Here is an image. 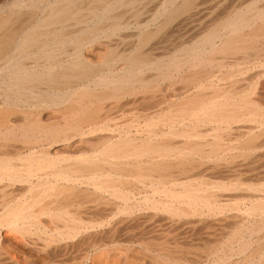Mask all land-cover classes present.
<instances>
[{
    "label": "bare ground",
    "instance_id": "obj_1",
    "mask_svg": "<svg viewBox=\"0 0 264 264\" xmlns=\"http://www.w3.org/2000/svg\"><path fill=\"white\" fill-rule=\"evenodd\" d=\"M227 2L228 0H0V228L11 227L32 235V227H36L42 230L39 233L41 237L42 233H45L43 235L53 236L54 239H72L80 234L91 233L96 227L107 226L110 221L95 217L94 210L97 207L112 204L111 208L121 211V214H118L127 215L128 212H123L127 210L125 208H130L129 204L142 193H145L142 197L143 205L138 203L143 206L140 208H144L141 210L146 212L147 208H152L154 211L159 206L163 207L170 214V218H173L170 220L168 216L166 221L174 220L181 213L187 214L186 216L193 212L194 215L197 212L201 214V207L209 208L208 211H216L219 208L222 212V208L214 204L223 197L219 188L224 181L220 183L212 181L213 178L206 179L209 171L207 174L197 173V165L205 160L202 158H208L206 160L212 163V160L218 161L228 157L222 154L227 153L229 158H233L230 155L235 156L237 151L244 153L257 149L259 145L255 143L261 136L254 130L262 125L264 127V102L261 105L252 99L255 94L253 97L248 94L251 88L247 90L248 82L245 78L241 79L248 73L244 74L245 71L240 66L237 67L238 74H244L241 78L235 77L237 70L233 71L235 74H224L225 71H221L224 75L216 77V80L225 79L224 82L229 80L228 87L207 84L209 77L214 76V67L226 68L241 63L244 67V63L256 64L255 60L264 59V0H234L229 4ZM219 7H222L221 11L218 10ZM156 23L158 24L154 29L150 28ZM125 29H130L131 32L114 37L117 32ZM221 30H225L227 34L222 33L224 36L222 35L221 41L216 44ZM159 33L161 35H158ZM100 37H104V41L98 43ZM93 43L94 46L97 43L105 46L94 47ZM180 48L181 52L185 51L187 55L186 58L181 57L183 61L178 60L179 51L175 52ZM181 52L179 54L182 55ZM148 72L150 75L147 76ZM261 72L264 73L260 71V74ZM261 79L257 77L256 85ZM176 80L180 82L179 88L175 87L178 84ZM152 81L167 82L166 88L154 91L151 88ZM158 86L157 88H160ZM138 96H148L150 100L157 98V102L152 103V108L147 105L148 109H151L147 110L146 114L143 113V120L138 119V124L133 125L136 117L140 116L139 113L137 116L130 114L134 113L131 105L133 106ZM125 97L127 100L132 97V101L123 103L122 99ZM63 102L66 104L61 109V106L57 105ZM55 106L58 109H54ZM126 106L131 107L128 115L132 118H128L124 124L121 120L122 125L119 126L117 120L127 113ZM111 122L117 123V132L112 131L114 127L110 128ZM250 122L253 124L247 125L243 131L238 126L240 131L237 129V133L232 132L233 123ZM251 156L253 158L254 154ZM197 157L201 161L196 160ZM194 160L196 164L193 163ZM239 165L241 164L235 165L234 168H225L227 177L230 181L235 180V184L239 182L240 176L248 175L247 170L243 172ZM255 170L264 173V169H261L262 172L258 168L253 169ZM139 178L141 180H136ZM180 179L183 182H178ZM242 183L237 190L247 185L245 181V185ZM258 183L259 181L257 185ZM236 186L232 185V189H236ZM256 187L255 190H260L259 193L264 188ZM225 188L229 186L226 185ZM149 191L154 193V197L146 194ZM162 192L166 199L161 197ZM155 194L160 198L157 196L159 199H156ZM262 197L256 198L259 200L253 201V205L249 203L254 213L255 210L264 213ZM231 199L233 202L238 201L236 198V201ZM243 201H239V204L242 205ZM221 203L220 205H223ZM236 206L234 208H237ZM241 212L243 215V211ZM250 212L253 213L252 210ZM205 213L202 211L201 215ZM112 216L114 220L118 217L115 213ZM243 217L239 220L242 224ZM247 217L248 215L245 218ZM261 217L257 220V225L252 226V231L264 227V217ZM148 218L146 221L154 220ZM241 226L240 228L244 229ZM108 227L110 230V226ZM240 228H237V232L233 229L234 233L228 237L227 233L224 234L227 237L224 243L223 240L218 241L223 243L224 251L231 252L232 244H235L232 241L238 238L240 241L237 253L249 252L246 251L249 241L241 238L244 236L243 232L246 233L250 228L245 227L244 231ZM14 231L16 233V230ZM36 232L38 235V231ZM15 233H7L2 237L4 241L1 240L8 244L1 245L11 252L8 253L11 255V261H15V264L51 263V256L45 255V247L38 246L36 240L28 241ZM33 235L38 238L35 233ZM116 239V243L103 239L88 242L84 239L88 242L84 245L85 252L77 255L75 260L73 258L71 263L123 264L121 260L126 258L125 253L131 248L136 251L137 248L128 245L124 250L121 248L124 245ZM38 241L39 239L37 243ZM170 242L143 241L138 243L141 245L138 247L151 253L150 264H188L187 261L190 263L187 258L192 246H187L191 250L189 251L186 247ZM255 242L257 244V241H254V246ZM57 243L61 245L62 242ZM119 244L123 246L120 247ZM135 251V254L141 255ZM222 253L224 255L225 252ZM217 255L219 256V250ZM218 256L216 257L219 258ZM251 257L245 256L240 263L237 261L239 264H264V258H258V262L253 263L254 258L252 260ZM62 262L65 263L66 260Z\"/></svg>",
    "mask_w": 264,
    "mask_h": 264
},
{
    "label": "rangeland",
    "instance_id": "obj_2",
    "mask_svg": "<svg viewBox=\"0 0 264 264\" xmlns=\"http://www.w3.org/2000/svg\"><path fill=\"white\" fill-rule=\"evenodd\" d=\"M234 1V0H233ZM232 0H228V2H227V4H229V3H231V2H233ZM218 10H222V7H219L218 8ZM219 13V12H218ZM157 24L158 23H156V24H154V26L152 25H150L151 27L150 28H152V29H154L156 26H157ZM133 28V27H132ZM169 29V28H168ZM170 30V29H169ZM121 32V33H120ZM131 31H130V29L128 30V29H125V30H122V31H119V32H117L115 35H114V37H120L121 36V34L122 35H124V34H126V33H130ZM168 32V31H167ZM118 33H120V34H118ZM124 33V34H123ZM161 33V32H160ZM158 34V35H161V34ZM221 33V34H220ZM226 35L227 34V32H225V30H221L220 32H219V39L217 38V41H216V44H217V42H220L221 41V37H223L224 35ZM223 35V36H222ZM102 38V39H101ZM156 38V37H155ZM154 38V39H155ZM104 39V37H100L99 38V41H98V43L99 42H101V41H104L103 40ZM158 39V38H157ZM156 39V40H157ZM220 40V41H219ZM97 42V41H96ZM95 42V43H96ZM170 42H172V40L170 41ZM96 44V46H94L95 44L93 43V46L94 47H98L99 45L101 46H105L104 44ZM108 43V42H107ZM218 44H220V43H218ZM89 45V44H88ZM87 45V46H88ZM101 46V47H102ZM87 48V47H86ZM208 50V49H207ZM177 51H179V52H181L182 51V48H180V49H178V50H176L175 52L177 53ZM179 52L177 53V55L179 56L178 58V60H180V59H182V58H186V53H185V51L184 52H181L182 53V55L181 54H179ZM185 56V57H184ZM182 57V58H181ZM184 59H182L181 61H183ZM181 61H179V62H181ZM262 61H263V63H264V59H257V61L255 60L254 62H256V64H255V66H254V64H253V62H251L249 65L248 64H246V63H244V65H246V66H244L247 70H249L250 68H252V69H250L249 71H247L246 69H244V67H243V63H241V65H238V66H229V67H224L225 68V70H224V68L223 67H214L213 68V71H212V74L214 73V76H210L209 77V79H208V81H207V84H209L210 86H213L214 85V87H221V86H226V87H228L229 85H230V81L229 80H226L225 82H224V80L225 79H219V78H217V80H216V77L218 76V77H221L222 76V74L223 73H221V71L223 72V71H225L224 72V74L226 73V74H229V73H234L236 70V74H235V77L236 78H241V76H242V74L240 75V74H238V68H239V66L243 69V71H245L244 72V74L245 73H248V75L247 74H245V76H243L241 79H244L245 78V81L246 82H248V84L246 85L247 87H249V88H247V90H249L250 88V90L251 91H248V94L250 93L251 94V96L250 97H253L252 95L253 94H255L254 95V97L252 98V99H255V101H257L258 103H260L261 105H262V102H264V77H263V72H261V74H260V71H264V64L262 63ZM259 62H261L260 64H259ZM253 64V66L255 67H253V66H251ZM256 66H258V67H256ZM260 66H263V68L261 67L260 68ZM238 67V68H237ZM217 68H219L220 70H218ZM249 68V69H248ZM254 68V69H253ZM222 69V70H221ZM218 70V71H217ZM252 70V71H251ZM255 70H257V71H255ZM186 71H188V69L186 70ZM192 71V70H191ZM232 71V72H231ZM234 71V72H233ZM251 71V72H250ZM189 72V71H188ZM217 72V73H216ZM253 72V73H252ZM221 73V74H220ZM211 74V75H212ZM216 74V75H215ZM219 74V75H218ZM223 74V75H224ZM238 74V75H237ZM243 74V75H244ZM255 74H256V76H255ZM146 75L148 76V75H150L149 74V72L148 73H146ZM237 75V76H236ZM239 76V77H238ZM249 76V77H248ZM213 77H215V79H213ZM250 77L252 78V79H250ZM257 77H258V79H260V78H262L260 81H257L258 83H257V85H256V80H257ZM260 77V78H259ZM178 79V78H177ZM213 79V80H212ZM249 80V81H248ZM158 81V80H157ZM177 81V80H176ZM211 81H214V82H211ZM223 83H222V82ZM153 82V87L151 86V88H153V90L154 91H159V90H161V89H165L166 88V83L167 82H163L162 83V81H159V83L158 82H156V81H152ZM178 82V84H176L175 85V87L177 88H179V81H177ZM219 82V83H218ZM221 82V83H220ZM250 82V83H249ZM252 82H253V85H252ZM260 82V83H259ZM263 82V83H262ZM156 83H158V85L156 84ZM226 83V84H225ZM163 84V85H162ZM212 84V85H211ZM216 84V85H215ZM220 84V85H219ZM222 84V85H221ZM224 84V85H223ZM158 87H160V88H157V86ZM252 87H251V86ZM165 86V87H164ZM255 87V88H254ZM258 87V88H257ZM257 88V89H256ZM139 90H140V88H139ZM257 90V91H256ZM253 91V92H252ZM249 94V95H250ZM258 95V97H257V95ZM261 96V97H260ZM138 97H139V99H138ZM137 97V99L135 100L136 102L133 104V106L131 105V107H132V112L134 111V113L132 114L130 111H131V107H127L126 108V110H125V112L127 111V113H125V115H124V117H122L121 119H119V120H117V123H118V125L120 126V125H122L121 123H125L127 120H128V118L129 119H131L132 118V116L134 115V116H137V115H139L140 114V116H139V118L138 117H136V120L132 123L133 125H136V124H138V119H140V120H143L141 117H142V115L144 116V114H146L148 111L147 110H150L153 106H151L152 105V103H156L157 102V98H154V100H153V98H151V100H150V98L148 97V96H146V98H142L141 96H138ZM130 99H128L127 100V98L125 97V99L123 98L122 99V101H123V103H127V102H131L132 101V97H129ZM149 98V99H148ZM125 100V101H124ZM127 100V101H126ZM147 100V101H146ZM146 101V102H145ZM147 102H149L148 104H147ZM139 103H141V104H139ZM144 103V104H143ZM65 104L66 103H62L61 105H57V106H61L60 108L62 109L64 106H65ZM129 104H131V103H129ZM150 104V105H149ZM64 105V106H63ZM138 106V108H137V106ZM143 105H145V107L143 106ZM151 107L150 109H148L149 107ZM264 105V104H263ZM57 106H55L54 107V109H58V107ZM140 106H141V108L143 109H141L140 108ZM146 106H147V108H146ZM145 109H144V108ZM59 108V109H60ZM135 108V109H134ZM128 109V110H127ZM139 109H141V110H139ZM141 111V112H140ZM130 112V114L132 115L131 117H130V114L128 115V113ZM137 112V113H136ZM146 112V113H145ZM139 113V114H138ZM144 113V114H143ZM137 114V115H136ZM128 115V116H127ZM121 120H123V121H121ZM120 121H121V123H120ZM117 123L116 122H111V124H110V128H112V127H114L113 128V132H117L116 130H117V128H118V126H117ZM254 123H259V122H254ZM237 124V125H236ZM245 124V125H244ZM251 124H253V123H249V124H246V123H233V125H232V127H233V129H232V132H234V133H237V129H238V131H240L241 130V128H242V131L244 130V128H246V126L247 125H251ZM115 126H117V127H115ZM240 127V130H239V127ZM242 126V127H241ZM236 127V128H235ZM248 127V126H247ZM261 127V126H260ZM260 127H258V129H255L254 131L257 133V134H260V138H258V140H256V145L258 146L259 145V147H257V149H252V150H247V151H245V152H247V154L244 152V153H241V152H239V151H237L236 152V155L234 156V155H230V156H233V158H229V155L226 153V154H222V156H226L228 159H230V160H228L227 158H221L220 160H218V161H216V160H212L213 162L211 163V162H209V160H206V159H208V158H202L204 161H202V163H205V161H206V163L205 164H203L202 165V163H200V158H196V160L198 159V160H200L199 161V163H197V164H199V165H197V166H199L198 168H197V170L199 169V171H197V173L199 172H204V173H206L207 174V172H208V174H209V176L208 175H206L207 177H206V179L209 177V179L211 180L212 178H213V180L212 181H218V182H222V181H224L223 183H219L220 185H222L220 188H219V193L220 194H222L223 193V197L221 198L220 197V201L221 202H224L225 204H223V203H221L220 201H218V202H215V204H214V206H219V207H221L222 208V212H224V213H222L220 210L221 209H219L218 207H216V211H208L209 210V208H207V207H201L200 209H202V210H199V211H201V214H202V211L205 213L204 215H201L199 212H197L195 215L193 214V216L191 217V213H188V215L189 216H186L185 215V213L183 214V213H181L180 214V216H178L177 218H174V220H172V221H170L171 219H173V218H170V214L168 213V211H166L163 207L161 208L160 206H159V208L158 209H154V211H153V209L152 208H147V210H146V212L144 211V210H141V209H144V208H140V207H143L142 205H143V196L145 195V193H144V195H142V194H138V196L136 197V200H133L132 202H131V204H129V206H130V208H129V210H128V208H125V209H127V210H125V211H123L124 213H127V215L126 214H123V215H120L121 214V211H119L118 209L116 210V209H114V207L113 208H111L112 207V204H111V206H110V204H109V206L108 205H106V204H103V205H101V206H99V207H97L95 210H94V215H96L95 217L97 218V219H100V218H104V220H106V222L107 221H110L108 224H107V226H102V227H96L93 231H91V233L89 232L88 234L87 233H84V234H80L79 236H77V237H74V238H72V239H70V238H67V239H61L60 237H55V239L54 238H52L53 236H49V235H43V234H45V233H42V237L41 236H39V233H41L42 232V230L40 231L38 228H36V227H32L31 229L33 230V232L35 233V235H36V231H38V235H36V236H38V238L37 239H39V241H38V243H37V239L35 238V236L33 235V238L32 239H30V237H32V235L28 232V234L27 233H22V231L20 230V232H19V229H12L11 227H1L0 228V253L2 254H0V264H15V261H11L9 258L11 257V255H9L8 253L10 252V251H8L7 250V247L5 248V246L6 245H8L7 244V242H2V241H4V240H2V237H3V235H6L7 233H8V235H12L13 233H15V231L14 230H16V233H15V235L16 236H20V237H22V238H24V239H27L28 241H35L36 242V244L38 245V246H42V247H45V255L47 256V257H50V262L51 263H49V264H60V262H61V264H72L71 263V261L73 262L78 256L77 255H79V254H82V252H85V250H86V245H85V243L88 241V240H93L94 239V241H97V240H109V241H114L115 242V239L116 238H118V237H120V238H118V239H116L117 240V242L119 241L120 242V244H123V245H120V247L121 246H123V247H121V248H123L124 250H125V248H127L128 247V245H130V246H135L137 249H136V251L139 253H141V255L139 256L138 254H135L134 253V251L135 250H133L132 248L130 249V251L129 252H126L125 254L126 255H124V257H126L124 260H121L122 261V263L123 264H129V263H132V264H136V261H137V264L139 263V262H143V263H139V264H150V254L151 253H149V252H146L145 250H143V248L142 247H138V246H141V245H139L138 243H141V242H143V241H150V242H159V241H162V240H166L167 242H170L171 241V239H172V241L170 242V243H177L179 246H183V247H186L187 248V246L188 247H191L192 249V251L194 252V255H193V252L191 251V250H189L190 248H187V250H189V251H191L190 252V257L188 256V258H187V260L189 259V261H190V263L191 264H210L211 262H212V264H214V262H215V264H235L236 262V264H239L243 259H244V257L245 256H249L250 255V257L253 255V256H255V257H251V259L253 260V258H254V261H253V263H256V262H258V258H260L261 259V257L262 258H264V253L262 254V252H264V240H263V238H264V227L263 228H261L260 230H258V229H256V231L255 230H253V231H255V232H253L252 230H251V228H252V226H255V224L257 225V220H260L262 217L261 216H263L264 217V213H261V211H258V212H256V210H255V213L257 214V215H252V214H255L254 213V209H253V207L250 205V204H252V202L253 201H258L259 199H261V197L262 196H264L263 194V192H264V188H262L261 189V187H263L264 186V184H262L261 183V181L260 180H262L263 182H264V173L262 174V173H258L259 171H257V170H255V171H253V169L254 168H258L259 170H261V169H264V167H262V166H264V149L262 148V147H264V134H262L263 132H264V127H263V125H262V127H261V129H259ZM132 129H133V131H134V128H133V126H132ZM235 129V130H234ZM259 130H261V132L259 131ZM136 131V130H135ZM134 131V132H135ZM134 132H132V133H134ZM259 132V133H258ZM112 133V132H111ZM261 143V144H260ZM263 144V145H262ZM258 148H260V149H258ZM262 148V149H261ZM254 150H255V153H254ZM248 151H250V152H248ZM248 153H250L249 154V156H248ZM258 153V154H257ZM241 154V155H240ZM254 154V156H253V158H252V156L251 155H253ZM244 155H245V157H244ZM261 157H260V156ZM238 156H240L238 159L236 158V157H238ZM247 156H248V158H247ZM257 156H258V158H257ZM234 157H235V159H234ZM241 157H243V158H241ZM256 157V158H255ZM244 158H245V163H244ZM251 158V159H250ZM222 159H224V160H222ZM234 160V161H232V160ZM242 159V160H241ZM251 160V162H250V160ZM257 159V160H256ZM226 160V162H224ZM238 160V161H237ZM246 160H249V161H246ZM254 160V161H253ZM211 161V160H210ZM217 163H216V162ZM223 161V162H222ZM236 161V162H235ZM255 161H257V162H255ZM209 162V163H208ZM216 164H215V163ZM247 162V163H246ZM249 162V163H248ZM255 162V163H254ZM194 164H196V162H195V160H194V162H193ZM233 163V164H232ZM241 164V165H239L240 167L239 168H241L242 169V171L243 172H246V170H247V173L246 174H248V175H244V177H243V175L242 176H240V178H239V182H237V184H235L234 182H236L235 180H231L230 181V178H228L227 177V174L225 173L226 171H225V168L226 167H228V168H234V166L235 165H238V164ZM213 164V165H212ZM222 164V165H221ZM245 164V165H244ZM253 164H255V165H253ZM243 165V166H242ZM251 165H253V166H251ZM215 168H214V167ZM217 166H219V167H217ZM222 166V167H221ZM244 166H246V167H244ZM249 166V167H248ZM244 167V168H243ZM260 167H262L261 169H260ZM219 168V169H218ZM252 168V169H251ZM205 169H206V171H205ZM214 169V170H213ZM249 171V172H248ZM253 172V173H252ZM261 172H262V170H261ZM259 174V175H258ZM252 176V177H251ZM242 177V178H241ZM262 178V179H261ZM219 179V180H218ZM229 179V180H228ZM242 179V180H241ZM249 180V182H247L248 180ZM136 180H141L140 178L139 179H136ZM245 181V184L247 183V185H245L244 184V181H243V183L241 182V181ZM256 180V181H255ZM181 181V179L178 181V182H180ZM230 183H229V182ZM238 181V180H237ZM250 181H252L253 183H251ZM259 181V185H257V182ZM139 182V181H138ZM181 182H183V180L181 181ZM242 184H244V185H242V186H244V187H241V189H239V190H237L239 187H240V184L241 183ZM232 183V184H231ZM234 183V184H233ZM240 183V184H239ZM261 183V184H260ZM223 184H225V185H223ZM250 184V186L248 187V185ZM251 184H253V186L251 185ZM169 185V184H168ZM226 185L227 186H229V188H225L226 187ZM231 185V186H230ZM232 185H233V187H234V185L236 186V192H235V190L234 189H232ZM260 186L259 188L261 189V194L259 193V191L260 190H255V187L256 186ZM178 186H180V185H178ZM17 187H19V186H16V188ZM238 187V188H237ZM248 187V188H247ZM258 187H256V189L258 188ZM244 188V189H243ZM246 188V189H245ZM226 189V190H225ZM248 189V190H247ZM250 189H252L251 191H249ZM230 190H234L233 192L232 191H230ZM222 191V192H221ZM255 191V192H254ZM231 192V193H230ZM253 192H254V194H253ZM225 193V194H224ZM259 193V194H258ZM146 194H149V195H151L152 197H154V193H151L150 191H149V193H146ZM162 194V196L161 197H164L165 199H166V197L165 196H163V192L161 193ZM251 194H253V195H250ZM156 195V194H155ZM240 195H242V196H240ZM258 195V196H257ZM259 195H261L260 197H259ZM139 196H140V199H139ZM158 195H156L155 196V198L157 199L158 197L160 198V196H158ZM239 196V197H238ZM247 196V197H246ZM249 196H250V198H252L251 200H250V198H249ZM226 197H228V198H226ZM242 199H241V198ZM93 198V197H92ZM141 198H142V200H141ZM158 198V199H159ZM224 198V200H222ZM226 198V199H225ZM231 198H233L235 201H236V199L238 200V201H236V202H233L232 201V199ZM236 198V199H235ZM256 198H259V199H257L256 200ZM264 197H262V200H264L263 199ZM228 199H231V200H229L228 201ZM243 199H245L244 201H243ZM248 199V200H247ZM138 200V201H137ZM139 200H140V202H139ZM232 201V202H231ZM241 201H243V202H245L244 204H243V202H242V205L241 204H239ZM137 202V203H136ZM228 202V203H227ZM238 202V203H237ZM138 203H140V204H142L141 206H140V204H138ZM220 203L221 204H223V205H220ZM247 203V204H246ZM250 203V204H249ZM234 204H235V206H236V204H237V208H234L235 206H234ZM239 204V205H238ZM246 204V205H245ZM122 205V204H121ZM225 205V206H224ZM253 205V204H252ZM162 206V205H161ZM229 208H231V209H229ZM231 206H233V207H231ZM243 206H244V208H243ZM249 206H251L252 207V209H251V207H249ZM134 207V208H133ZM139 207V208H138ZM145 207V206H144ZM223 207H225V208H223ZM239 207V208H238ZM104 208V209H103ZM138 208V209H137ZM157 208V207H156ZM205 208V209H204ZM246 208V209H245ZM247 208H250V210L248 211L247 210ZM110 209H114V210H110ZM133 209H136V210H133ZM140 209V210H139ZM161 209H164V211H165V213H164V211L162 210V211H159V210H161ZM207 209V210H206ZM228 209V210H227ZM232 209H233V211H232ZM235 209H237V210H235ZM241 209V210H240ZM246 210V212L244 211V210ZM106 210V211H105ZM156 210V211H155ZM158 210V211H157ZM230 210V211H229ZM238 210H240V211H238ZM253 211V213L252 212H250V211ZM102 211H104V212H102ZM241 211H243V215L241 214L242 212ZM101 212V213H100ZM218 212H221V214L220 213H218ZM114 213L118 216V217H116V216H114V217H116L115 218V220H114V218H113V216L111 217V215H114ZM118 213H120V214H118ZM155 213V214H154ZM239 213V214H238ZM248 213V214H247ZM103 214H107L106 216L105 215H103ZM138 214V215H137ZM148 214V215H147ZM156 216L155 218L152 216ZM169 214V215H168ZM185 215V216H183V215ZM207 214V215H206ZM208 214H210V215H208ZM262 214V215H261ZM102 215V216H101ZM130 215V216H129ZM161 215V216H160ZM183 217H182V216ZM212 215H213V217H212ZM215 215V216H214ZM248 215V217L247 218H245L246 216ZM251 215V216H250ZM107 216H109V217H111L110 219L107 217ZM128 218H127V217ZM133 216H134V218H133ZM135 216H137V217H135ZM169 216V217H168ZM196 216H197V218H196ZM216 216H218V217H216ZM244 216V217H243ZM120 217H121V220H124V217H126L125 218V220H124V222L123 221H121L120 220ZM131 217L133 218V219H131ZM148 217H150V218H154V220L153 219H151V220H149V221H146V220H148L149 218ZM164 217V218H163ZM166 217V218H165ZM167 217H168V219L170 218V220H168V221H166L167 220ZM180 217V218H179ZM202 217H205V218H202ZM209 217V218H208ZM216 217V218H215ZM226 217V218H225ZM229 217V218H228ZM241 217H243V221H244V224H242L239 220L241 219ZM260 217V218H259ZM113 218V219H112ZM117 218H119V219H117ZM239 218V219H238ZM252 218V219H251ZM160 219V220H159ZM178 219H179V221H178ZM181 219V220H180ZM191 219H193V220H191ZM215 219H216V221H220L219 223L218 222H216L215 221ZM246 221H245V220ZM253 219H255L254 221H251V220H253ZM144 220V221H143ZM193 221V222H191L190 223V221ZM237 220V221H236ZM113 221H115V223H113ZM119 221V222H118ZM152 221V222H151ZM166 221V222H165ZM174 221V222H173ZM187 221H188V223H187ZM197 221V222H196ZM214 223H213V222ZM248 221V222H247ZM148 222V223H147ZM157 222H159L158 224H156ZM171 222V223H170ZM195 222H196V224H195ZM229 222V223H228ZM234 222V223H233ZM238 222V223H237ZM241 224H240V223ZM249 222H250V224H249ZM161 223V224H160ZM172 223H174V224H172ZM179 223V224H178ZM217 223H218V225H217ZM220 223H221V225H220ZM248 223V224H247ZM112 224V225H111ZM114 224V225H113ZM122 224V225H121ZM140 224V225H139ZM143 224V225H142ZM155 224V225H154ZM161 226H160V225ZM170 224V225H169ZM172 224V225H171ZM184 224H185V227H184ZM189 224V225H188ZM229 225V227L231 228H228V225ZM239 225L238 227H237V225ZM117 225H118V228H117ZM125 225V226H124ZM158 225V226H157ZM179 225V226H178ZM192 225V226H191ZM242 225V226H241ZM248 225V226H247ZM108 226H110V230H108ZM113 226H116V227H113ZM157 226V227H156ZM163 226H164V228H163ZM170 226V227H169ZM223 226V227H222ZM224 226H227V228L226 227H224ZM236 228H235V227ZM240 226L241 227H243L244 229H245V227L246 228H250V230H246V233L245 232H243V234H244V236L241 238V240H243V238L244 239H246V240H248L249 241V247H248V249L246 250L247 252L249 251H251V249H252V252H250V253H252V254H250L249 252L248 253H241V254H238L237 253V247H238V244H239V241H240V239H238V238H236V239H234L232 242L234 243L235 242V244H232V253L231 252H229L228 253V251L226 252V251H224V249H223V243L225 242V241H227V237L229 236V235H231V234H233L234 233V230H236V232H237V230L240 228ZM245 226V227H244ZM120 227V228H119ZM159 227H162V228H159ZM183 227V228H182ZM207 227H209L210 229H207ZM126 228V229H125ZM140 229V231H139V229ZM156 228H157V230H156ZM169 228V229H168ZM190 228V229H189ZM195 228V229H194ZM221 228V229H220ZM226 228V229H225ZM235 228V229H234ZM238 228V229H237ZM6 230L5 231V233H4V230ZM10 229V230H9ZM99 229V230H98ZM107 229V230H106ZM124 229V230H123ZM150 229V230H149ZM168 229V230H167ZM181 229V230H180ZM214 229V230H213ZM224 229V230H223ZM234 229V230H233ZM240 229H242V228H240ZM244 229H242V231H244ZM36 230V231H35ZM98 230V231H97ZM102 230V231H101ZM106 230V231H105ZM133 230H135V232L133 231ZM138 230V231H137ZM152 230V231H151ZM154 230V231H153ZM158 230H160V231H158ZM187 230V231H186ZM209 232H208V231ZM213 230V231H212ZM229 230V231H228ZM258 230V231H257ZM10 231V232H9ZM12 231H14L13 233H11ZM18 231V232H17ZM40 231V232H39ZM112 231V232H111ZM128 231H131V233L129 232L128 233ZM142 231H144V232H142ZM164 231V232H163ZM171 231V232H170ZM181 231V232H180ZM210 231H212L211 233H210ZM216 231H218V232H216ZM226 231V232H225ZM231 231H233L232 233H229V232H231ZM240 231V230H239ZM254 233H252V232ZM123 232V233H122ZM127 232V234H125ZM169 232V233H168ZM183 232V233H182ZM191 232V233H190ZM222 232H224V233H222ZM250 232V233H249ZM257 232V233H256ZM262 234H260V233ZM136 233V234H135ZM140 233V234H139ZM156 233V234H155ZM170 233H172V234H170ZM219 233V234H218ZM227 233V234H226ZM247 233H248V235H247ZM256 233V234H255ZM23 234H24V236L26 237H23ZM26 234H27V236H26ZM31 236H30V235ZM108 234V235H107ZM113 234V235H112ZM118 234H121V236L120 235H118ZM123 234H125V235H123ZM146 234V235H145ZM154 234V235H153ZM160 234V235H159ZM166 234V235H165ZM201 234V235H200ZM210 234V235H209ZM213 234H215V235H213ZM221 234H223V235H221ZM224 234H226L227 235V237H225V235ZM253 236H252V235ZM41 235V234H40ZM81 235H82V238H81ZM86 235H88L87 237H86ZM95 235V236H94ZM99 235H100V237H99ZM112 235V236H111ZM118 235V236H117ZM141 237H140V236ZM161 235H163V236H161ZM196 235V236H195ZM209 235V236H208ZM255 235V236H254ZM103 236V237H102ZM122 236H124V238L122 237ZM144 236V237H143ZM146 236V237H145ZM171 236V237H170ZM195 236V237H194ZM211 236V237H210ZM214 236V237H213ZM222 238H221V237ZM258 236H260V237H258ZM84 237V238H83ZM93 237H96V238H93ZM149 237V238H148ZM151 237V238H150ZM215 237H217V238H215ZM225 237V238H224ZM253 238V240H252V238ZM42 238V239H41ZM52 238V239H51ZM77 238V239H76ZM168 240H167V239ZM213 238V239H212ZM218 238H219V240H218ZM47 239V240H46ZM57 239H60V240H57ZM84 239H86V240H84ZM123 239V240H122ZM199 239V240H198ZM203 239V240H202ZM216 239V240H215ZM2 240V241H1ZM41 240V241H40ZM55 240V241H54ZM61 240H63V241H61ZM66 242H65V241ZM74 240V241H73ZM82 240V241H81ZM121 240V241H120ZM190 240V241H189ZM196 240V241H195ZM223 240V243H218V241H222ZM250 240H252V241H250ZM263 242H262V241ZM60 241V243H61V245L59 244V243H57V242H59ZM73 241V242H72ZM79 241V242H78ZM124 241V242H123ZM126 241V242H125ZM131 241V242H130ZM136 243H135V242ZM180 241V242H179ZM198 241V242H197ZM210 241V242H209ZM237 241H238V243H237ZM254 241H257V244H256V242H255V246H254ZM41 242V243H40ZM67 244H65V243ZM67 242H69V243H67ZM83 242V243H82ZM89 242V241H88ZM87 242V243H88ZM113 242V243H114ZM118 242V243H119ZM130 242V243H129ZM134 242V243H133ZM190 242V243H189ZM192 242H195V243H192ZM201 242V243H200ZM203 242H205V244L203 243ZM217 242V244H215L214 245V243H216ZM54 243V245L56 246V247H54V245H52ZM64 243V244H63ZM71 243V244H70ZM82 243V244H81ZM86 243V244H87ZM116 243V242H115ZM183 243V244H182ZM204 245H203V244ZM252 243V244H251ZM1 244H4V245H1ZM40 244V245H39ZM45 244V245H44ZM60 246H59V245ZM78 244V245H77ZM137 244V245H136ZM181 244V245H180ZM187 244V245H186ZM189 244V245H188ZM195 244V245H194ZM197 244H199V246H197ZM209 244V245H208ZM219 244H221V245H219ZM263 244V245H262ZM58 245V246H57ZM63 245V246H62ZM69 245V246H68ZM81 245V246H80ZM85 245V246H84ZM118 245V246H119ZM127 245V246H126ZM191 245V246H190ZM203 245V246H202ZM214 245V246H213ZM218 245H219V247H218ZM251 245H253V246H251ZM257 245V246H256ZM1 246H3V247H1ZM65 246H67L66 248H64ZM73 246V247H72ZM75 246V247H74ZM194 246V247H193ZM196 246V247H195ZM202 246V247H201ZM251 246V247H250ZM259 246H262V247H259ZM51 247V248H50ZM58 247V248H57ZM83 247H84V249H83ZM213 247H216L217 248V251H216V248H213ZM53 248V249H52ZM68 248V249H67ZM71 248V249H70ZM78 248V249H77ZM81 248V249H80ZM140 248H142V249H140ZM207 248V249H206ZM211 248H213L212 250H211ZM236 248V250H234ZM56 251H55V250ZM62 249H65V250H62ZM197 249V250H196ZM200 249V250H199ZM209 249V250H208ZM221 249V250H220ZM250 249V250H249ZM257 250V251H255V250ZM259 249V250H258ZM262 249H263V251H262ZM7 250V251H6ZM79 250V251H78ZM84 250V251H83ZM133 252H132V251ZM140 250V251H139ZM143 250V251H142ZM210 250H211V252H213V253H215V251H216V253L218 254V250H219V256L215 253V254H213V253H211L210 252ZM261 250V251H260ZM55 251V252H54ZM81 251V253H79ZM135 251V252H136ZM201 251V252H200ZM205 251V252H204ZM225 252L224 253V255H223V253L221 254V252ZM234 251V252H233ZM255 251V252H254ZM259 251H260V253H259ZM7 252V253H6ZM52 254H51V253ZM54 252V253H53ZM78 254H77V253ZM132 252V253H131ZM136 252V253H137ZM143 252H144V254H143ZM203 253V254H200V253ZM209 252H210V254H212V255H210L209 254ZM4 253V254H3ZM61 253H64V254H61ZM72 253H75V254H72ZM128 253V254H127ZM131 253V254H130ZM192 253V254H191ZM234 253H236V254H234ZM256 253H257V256H256ZM5 254H6V256H5ZM7 254L9 255V256H7ZM10 254H11V252H10ZM49 254V255H48ZM206 254V255H205ZM207 254H209L208 256H209V258L207 257ZM222 256H221V255ZM227 254V255H226ZM246 254V255H245ZM249 254V255H248ZM261 254V255H260ZM13 255V254H12ZM65 257H64V256ZM134 255V256H133ZM135 255H136V257H135ZM144 255V257H142ZM235 255V256H234ZM240 255V256H239ZM5 256V257H4ZM53 256V257H52ZM56 258H55V257ZM62 257V258H58V257ZM69 256V257H68ZM72 256V257H71ZM133 256V257H132ZM146 256V257H145ZM194 256V257H193ZM206 256V257H205ZM211 256V257H210ZM216 256H218L219 258H217ZM228 256V257H227ZM234 256V257H233ZM237 256V257H236ZM260 256V257H259ZM67 257V258H66ZM71 257V258H70ZM111 257H112V255H111ZM123 257V258H124ZM129 257H131V258H129ZM135 257V258H134ZM147 257H149V258H147ZM200 259H199V258ZM202 257V258H201ZM224 257V258H223ZM227 257V258H226ZM240 257V258H239ZM4 258V259H3ZM55 258V259H54ZM66 258V259H65ZM73 258H74V260H73ZM191 258H193V260L191 259ZM199 260H198V259ZM206 258V259H205ZM215 258H217V259H215ZM221 258V259H220ZM223 258V259H222ZM235 258H237V259H235ZM8 259V260H7ZM53 259H54V261H53ZM57 259V260H56ZM61 259V260H60ZM69 259V260H68ZM147 260V261H142V260ZM191 259V260H190ZM205 259V260H204ZM207 259H209V260H207ZM234 260V262H233V260ZM259 259V260H260ZM9 260L11 261V262H9ZM65 260H66V262H65ZM127 260V261H126ZM149 260V261H148ZM212 260V261H211ZM221 260V261H220ZM226 260V261H225ZM239 261V263H238V261ZM8 261V262H7ZM62 261H64L65 263H63ZM79 261V260H78ZM133 261V262H132ZM192 261V262H191ZM195 261V262H194ZM204 261V262H203ZM220 261V262H219ZM223 261H225V262H223ZM229 261H231V263L229 262ZM2 262V263H1ZM4 262V263H3ZM126 262V263H125ZM145 262V263H144ZM208 262V263H207ZM219 262V263H218ZM233 262V263H232ZM81 263H83V264H86V262H78L77 264H81ZM187 263L188 264H190L188 261H187Z\"/></svg>",
    "mask_w": 264,
    "mask_h": 264
}]
</instances>
